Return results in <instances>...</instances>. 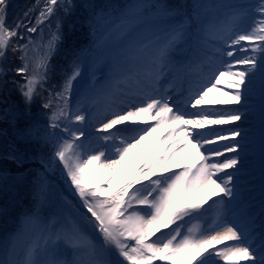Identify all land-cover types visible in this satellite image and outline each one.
I'll return each mask as SVG.
<instances>
[{
	"label": "snow or ice",
	"instance_id": "1",
	"mask_svg": "<svg viewBox=\"0 0 264 264\" xmlns=\"http://www.w3.org/2000/svg\"><path fill=\"white\" fill-rule=\"evenodd\" d=\"M0 264H264V0H0Z\"/></svg>",
	"mask_w": 264,
	"mask_h": 264
},
{
	"label": "rangeland",
	"instance_id": "2",
	"mask_svg": "<svg viewBox=\"0 0 264 264\" xmlns=\"http://www.w3.org/2000/svg\"><path fill=\"white\" fill-rule=\"evenodd\" d=\"M228 125L226 126H212V127H215V128H223V127H227ZM229 126H232V125H229ZM226 142V141H225ZM222 247V246H221Z\"/></svg>",
	"mask_w": 264,
	"mask_h": 264
},
{
	"label": "trees",
	"instance_id": "3",
	"mask_svg": "<svg viewBox=\"0 0 264 264\" xmlns=\"http://www.w3.org/2000/svg\"><path fill=\"white\" fill-rule=\"evenodd\" d=\"M19 3H25L27 0H18Z\"/></svg>",
	"mask_w": 264,
	"mask_h": 264
},
{
	"label": "bare ground",
	"instance_id": "4",
	"mask_svg": "<svg viewBox=\"0 0 264 264\" xmlns=\"http://www.w3.org/2000/svg\"><path fill=\"white\" fill-rule=\"evenodd\" d=\"M220 107H225V106L224 105H220ZM224 126H226V125H224ZM227 127H231V126L228 125ZM224 143H226V142H224Z\"/></svg>",
	"mask_w": 264,
	"mask_h": 264
}]
</instances>
